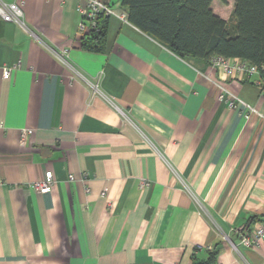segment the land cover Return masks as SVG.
I'll return each instance as SVG.
<instances>
[{"label":"crops","instance_id":"1","mask_svg":"<svg viewBox=\"0 0 264 264\" xmlns=\"http://www.w3.org/2000/svg\"><path fill=\"white\" fill-rule=\"evenodd\" d=\"M4 1L36 36L0 16V264H193L217 244L216 264H264V240L241 242L264 220V117L240 106L264 115V90L177 55L123 0H103L102 50L86 0ZM211 7L229 20L234 0Z\"/></svg>","mask_w":264,"mask_h":264},{"label":"trees","instance_id":"2","mask_svg":"<svg viewBox=\"0 0 264 264\" xmlns=\"http://www.w3.org/2000/svg\"><path fill=\"white\" fill-rule=\"evenodd\" d=\"M226 3L228 0H222ZM213 0H123L129 20L183 58L210 62L216 55L264 66V0H234L229 20L214 13ZM109 17L99 15L98 27L82 38L83 47L102 50ZM219 244L205 261L216 264Z\"/></svg>","mask_w":264,"mask_h":264},{"label":"built area","instance_id":"3","mask_svg":"<svg viewBox=\"0 0 264 264\" xmlns=\"http://www.w3.org/2000/svg\"><path fill=\"white\" fill-rule=\"evenodd\" d=\"M86 7L82 8L83 11V21L81 22V28L83 31L88 32L98 27L97 19L99 15L104 14L106 16L115 15V9L107 2L103 0H86ZM0 16L5 21H13L19 24L22 28L26 29L32 35L35 33L27 27V24L24 19V11L22 6L18 2H6L4 0H0ZM122 17H125V14H122ZM36 36V35H35ZM56 55L60 60L65 62L67 65L70 63L67 61L65 57V51L58 52L56 51ZM210 64L214 68H220L224 74L228 77H238L241 80H251L254 84H256L261 90H264V66L260 68L258 65L254 63H250L248 61H244L242 59L237 58H227L225 56L216 55L210 59ZM73 69V68H72ZM76 73L75 69H73ZM4 77L9 78L11 75V69L6 67L4 68ZM97 88V86H96ZM224 87L221 86V94L220 97L224 98ZM227 99L230 100V104L235 105V96L232 94H228ZM241 111L249 110L253 114L264 117V115L254 108L252 105L241 102ZM33 132V129L27 128L23 131V141L26 135ZM74 175H70V179H74ZM35 185L42 191V193H47L51 186L53 185V172L47 171L46 176L41 181H36ZM229 238V236H227ZM264 240V220L260 221L258 225L255 226L252 233L248 231L244 232L241 235V242L245 246H253L258 243V241Z\"/></svg>","mask_w":264,"mask_h":264},{"label":"rangeland","instance_id":"4","mask_svg":"<svg viewBox=\"0 0 264 264\" xmlns=\"http://www.w3.org/2000/svg\"><path fill=\"white\" fill-rule=\"evenodd\" d=\"M226 238H228L227 236H226ZM229 239V238H228Z\"/></svg>","mask_w":264,"mask_h":264}]
</instances>
